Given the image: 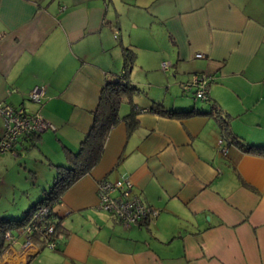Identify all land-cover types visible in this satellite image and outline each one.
I'll use <instances>...</instances> for the list:
<instances>
[{
	"label": "crops",
	"instance_id": "0c3cea01",
	"mask_svg": "<svg viewBox=\"0 0 264 264\" xmlns=\"http://www.w3.org/2000/svg\"><path fill=\"white\" fill-rule=\"evenodd\" d=\"M123 47L135 54L127 81L139 92L118 114L142 109L136 127L120 119L99 162L55 205L56 249H23L14 234L0 264H264V156L218 144L224 119L233 138L264 146V0H0V107L53 127L18 139L14 157L34 148L50 166L30 191L39 199L79 148L104 84L122 77ZM196 74L211 78L203 104L182 88ZM34 87L40 102L29 99ZM154 106L200 114L145 111ZM122 178L156 210L146 223L98 209L97 182Z\"/></svg>",
	"mask_w": 264,
	"mask_h": 264
},
{
	"label": "trees",
	"instance_id": "16d2710c",
	"mask_svg": "<svg viewBox=\"0 0 264 264\" xmlns=\"http://www.w3.org/2000/svg\"><path fill=\"white\" fill-rule=\"evenodd\" d=\"M135 63V54L132 49L123 47V64H122V77L114 82H107L104 84L99 102L93 116V124L89 129V132L85 136L84 140L80 143L79 148L76 152H71L67 149L66 152V164L55 166V174L52 184L47 190L42 192L41 197L36 200L21 216H1L0 215V254H2L8 247L9 242L6 240V233H11L13 236L17 234L21 235L19 231L29 225L34 211L40 206L49 207V219L55 224L54 237H58L63 231L62 221L59 219L57 214L54 212V207L61 201L63 193L73 185L81 176L90 173L91 169L99 162L103 149L109 135L110 130L119 123L120 119L123 118L124 123L127 126L128 133L136 127L137 121L135 114L137 112H143L141 109H135L132 104V110L125 117L120 118L118 114L119 107L126 99L139 92V89L132 86L128 79L130 70ZM207 99L202 101H207ZM135 111V113H134ZM147 112H157L158 114L168 118H180L183 116H192L200 114L197 111L189 110L187 112L174 111L166 109L163 106H154L151 109H146ZM207 115V114H206ZM210 116L216 114L212 112ZM226 121L223 119L221 123L222 141L225 144L232 143L237 145L243 152L251 153L258 156H264V146H253L248 144H242L239 140H236L228 132ZM40 133L34 132L33 134L19 139H28L30 142H36ZM230 140H229V139ZM235 139V140H234ZM19 140L13 142L10 153L17 156V143ZM229 141V142H228ZM33 146H36L34 143ZM28 150L29 148H25ZM14 152V154L12 153ZM11 217V218H10ZM148 219L140 221V223H146ZM15 231V233H14ZM22 236V235H21ZM23 237V236H22ZM34 241L39 243L40 248H45L42 239L38 234H33Z\"/></svg>",
	"mask_w": 264,
	"mask_h": 264
},
{
	"label": "built area",
	"instance_id": "2783aa9c",
	"mask_svg": "<svg viewBox=\"0 0 264 264\" xmlns=\"http://www.w3.org/2000/svg\"><path fill=\"white\" fill-rule=\"evenodd\" d=\"M114 37L117 38V33H114ZM196 57L202 58L203 55L197 54ZM161 67L163 70H167L169 65L162 63ZM210 79L205 74L193 75L190 82L183 84V91L191 93L195 98L205 100L209 95ZM42 97L43 90L40 87H34L29 92V99L33 102H40ZM0 117L4 123L0 139V153L12 151L13 142L20 137L53 128L40 115H32L22 108L14 109L7 105L1 106ZM221 143L220 139L218 144ZM12 153L14 154V152ZM96 194L98 209L113 213L125 224L140 222L157 214L155 209L145 205L139 197L132 193V183L127 178L116 181L107 179L98 181ZM55 228V224L49 219V207L47 205L38 207L34 211L29 225L19 231L23 236L22 248L31 247L33 245L31 236L38 234L45 248L56 249L58 239L54 237ZM5 238L10 244L16 240L15 236L9 232L6 233Z\"/></svg>",
	"mask_w": 264,
	"mask_h": 264
},
{
	"label": "rangeland",
	"instance_id": "374dc122",
	"mask_svg": "<svg viewBox=\"0 0 264 264\" xmlns=\"http://www.w3.org/2000/svg\"><path fill=\"white\" fill-rule=\"evenodd\" d=\"M186 96L196 104L204 103V101L195 98L192 94L186 93ZM44 163L39 159L34 148L21 152L19 157H14L10 152L0 153L1 216L19 217L38 199L35 190L30 191V189L33 186V173L36 171L38 172V180L43 183L47 182V172H49L50 166Z\"/></svg>",
	"mask_w": 264,
	"mask_h": 264
}]
</instances>
